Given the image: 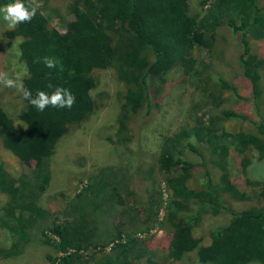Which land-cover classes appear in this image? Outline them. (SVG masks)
I'll use <instances>...</instances> for the list:
<instances>
[{
	"label": "trees",
	"instance_id": "16d2710c",
	"mask_svg": "<svg viewBox=\"0 0 264 264\" xmlns=\"http://www.w3.org/2000/svg\"><path fill=\"white\" fill-rule=\"evenodd\" d=\"M21 2L26 7L31 3L36 15L5 35L19 40L17 51L27 69L20 83L23 110L19 119L24 128L18 129L0 107V141L19 163H32L33 170L31 176L23 175L13 182L0 162V193L5 196L0 228L13 237L9 248L0 249V261L18 255L31 241L38 222H43L44 230L54 237L49 240L56 251L52 264H134L140 255L135 251V240L117 242L107 253L105 247L111 242L105 246L99 239L94 242L98 220L91 212L98 210V205L87 195L83 197L92 179L69 201L60 223L47 224L46 211L37 202L48 185L47 160L55 145L69 126L83 122L93 112V70L113 69L125 85L127 102L120 122L123 128L129 105L133 101L150 104L152 86L163 85L174 68L183 71L180 84L187 77L197 78V88L211 107L204 116L183 124L165 140L157 158V169L169 193L164 206L165 219L172 229L168 257L179 261L195 252L204 264L264 261V204L236 211L231 202L242 201L246 195L230 180L227 168L229 145L239 154L255 151L258 159L264 160V84L260 76L264 58L251 50L252 41L264 39L261 0H213L202 15L195 17L188 16L187 0H70L72 20L64 34L51 27L32 0ZM10 3L13 0H0V7ZM221 26L239 36L242 49L238 63L250 84L251 104L260 118L252 122L251 133L226 131L225 122L247 120L234 111L220 110L222 93L230 90L237 96V91L221 76L210 75L206 64L197 70L193 56L196 48L211 53ZM44 57L54 59L56 67L47 68L42 62ZM57 87L69 89L76 97L70 109L48 106L41 112L23 96V89L35 97L38 90L50 95ZM154 91L156 94L159 89ZM197 108L193 109L198 112ZM183 152L195 155L199 162L188 160ZM209 164L219 175L217 181ZM196 168L202 169L204 181L194 188L190 182ZM125 213L122 208L119 215ZM220 213L230 216L228 224L214 230L208 242L201 244L195 228L204 215ZM147 221L144 218L143 225ZM125 224L122 221L120 226ZM91 250L101 251L102 255L94 258V254L89 255Z\"/></svg>",
	"mask_w": 264,
	"mask_h": 264
},
{
	"label": "rangeland",
	"instance_id": "374dc122",
	"mask_svg": "<svg viewBox=\"0 0 264 264\" xmlns=\"http://www.w3.org/2000/svg\"><path fill=\"white\" fill-rule=\"evenodd\" d=\"M32 1L51 27L61 34L66 32L72 20L68 10L70 0ZM212 1L187 0L188 16L202 15ZM203 2L205 5H202ZM261 3L264 4V0ZM7 31L10 30L0 16V81L7 77L17 85L10 88L0 82V107L16 127L22 129L24 124L19 119L23 110L20 83L27 69L17 51L19 40L8 38L5 35ZM241 49L239 36L221 26L215 33L211 53L200 48L193 52L198 63L197 70L206 64L210 75L221 76L237 91V96L230 90L224 91L220 107L222 111H234L247 119L225 122L223 127L231 134L238 131L251 133L254 130L252 122L260 121L251 104L250 84L242 75L238 63ZM251 50L264 58V39L252 41ZM91 75L95 81L91 91L93 112L83 122L69 126L55 145L53 155L47 160L48 185L39 194L37 202L46 211L47 224L53 221L60 223L64 219L63 213L68 210L69 201L72 202L75 195L88 186L92 179L90 189L85 191L83 197L87 195L88 200L98 205V210L91 212L98 220V236H95L94 242L99 239L104 246L106 242H111L105 247V253L117 242L135 240V251L140 255L134 264H204L195 252L186 254L179 261L168 257L172 229L165 219L164 206L169 193L157 169L162 143L172 137L180 126L192 124L210 110L211 105L206 103L204 94L197 88V78L187 77L180 84L184 77L183 71L174 68L163 85L157 83L159 85L152 86L150 104L133 101L129 105L125 127L122 128V108L127 102L125 85L113 69L93 70ZM260 76L264 84V68L260 70ZM156 88L159 92L155 94ZM198 106L196 112L193 108ZM204 155L207 157L208 153ZM183 156L192 162H199L195 155L183 152ZM0 162L13 182L20 176L32 175L33 164L19 163L3 148L1 141ZM209 167L212 177L217 181L218 173L210 164ZM227 168L230 180L246 195L242 201H232V207L242 211L251 206L263 205L264 160H259L255 151L239 154L229 145ZM202 181V169L196 168L190 185L196 188ZM4 202L5 196L0 193V216ZM122 208L126 213L120 216ZM132 218H136V222ZM144 218H148L145 225ZM229 220L230 216L226 213L204 215L194 234L201 244H206L211 233L226 226ZM122 221L126 223L123 227L120 226ZM42 223L38 222L31 241L23 246L18 255L1 259L0 264H52L56 251L49 240H54V237L44 230ZM12 242L13 237L0 228V249L9 248ZM90 254H94V258L102 255L98 250H91ZM250 264H264V261Z\"/></svg>",
	"mask_w": 264,
	"mask_h": 264
},
{
	"label": "clouds",
	"instance_id": "9594fccd",
	"mask_svg": "<svg viewBox=\"0 0 264 264\" xmlns=\"http://www.w3.org/2000/svg\"><path fill=\"white\" fill-rule=\"evenodd\" d=\"M36 15V8L30 3L28 7L25 6L21 0H13V3L7 4L0 7V16L6 22L9 30L15 29L17 25L30 22ZM41 62V61H37ZM44 65L49 68H55L57 62L49 57H44ZM2 82L6 87L15 88L17 87L14 80L5 77ZM52 87L51 84L48 85ZM23 96L29 100V103L39 111H44L48 106L53 108H71L76 100L73 93L66 88L57 87L52 94H47L44 91L38 90L35 97H32L30 90L23 89Z\"/></svg>",
	"mask_w": 264,
	"mask_h": 264
}]
</instances>
